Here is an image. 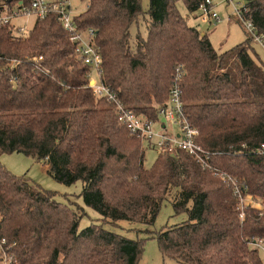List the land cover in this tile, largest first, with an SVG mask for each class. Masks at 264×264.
Masks as SVG:
<instances>
[{"label": "trees", "instance_id": "16d2710c", "mask_svg": "<svg viewBox=\"0 0 264 264\" xmlns=\"http://www.w3.org/2000/svg\"><path fill=\"white\" fill-rule=\"evenodd\" d=\"M81 1L74 20L94 30L102 82L125 106L155 118L182 65L183 110L211 168L183 151L157 153L146 167V145L92 93L90 68L55 14L23 33L0 26V155L31 156L60 183L82 182L84 205L102 220L79 228L74 207L0 162V243L9 264H139L146 238L103 222L152 225L174 189L173 209L187 218L151 234L162 255L184 264H261L249 243L264 238V64L251 37L218 52L177 0H148L146 9L141 0ZM202 1L183 0L190 13ZM246 5L244 17L264 36V0ZM143 18L145 35L131 43V26ZM222 176L236 181L242 201Z\"/></svg>", "mask_w": 264, "mask_h": 264}, {"label": "built area", "instance_id": "2783aa9c", "mask_svg": "<svg viewBox=\"0 0 264 264\" xmlns=\"http://www.w3.org/2000/svg\"><path fill=\"white\" fill-rule=\"evenodd\" d=\"M224 1L231 6L233 15L241 22L252 41L254 40L264 46V36L258 34L252 22L244 17V14L248 11L247 0ZM48 13H53L57 16L62 28L69 34L70 39L75 44L77 56L90 68L87 74V83L92 93L96 97H105L109 101L121 124L125 125L132 134L139 136L147 147L155 149L157 153L174 154L177 151H183L203 166L211 168L209 154L195 140L197 131L183 110L180 87V78L183 74L181 64H178L175 68L167 102L158 106L156 117L151 118L125 106L118 98L116 92L102 82L99 71L102 58L98 48L94 45V30L78 27L68 0H17L14 5L0 2V26H12L17 33H23L24 28L20 26L14 27L11 20L21 16H34L35 19L43 18ZM196 13L195 17L200 22L210 25H215L221 20L212 0H203ZM41 58L42 56H38L35 57V60H40ZM259 150L264 152V143H261ZM222 179L229 182L234 189V195H238V198L242 201L244 198H242L241 194H237L241 191L236 181L231 177L225 178V176H222ZM249 246L254 249L261 248L264 250V238H257L251 241ZM7 258L5 264L10 263L11 258Z\"/></svg>", "mask_w": 264, "mask_h": 264}, {"label": "rangeland", "instance_id": "374dc122", "mask_svg": "<svg viewBox=\"0 0 264 264\" xmlns=\"http://www.w3.org/2000/svg\"><path fill=\"white\" fill-rule=\"evenodd\" d=\"M71 11L74 15L81 13L85 7L86 2L81 0H68ZM216 12L220 16V21L215 25L200 22L195 15L196 12L190 13L183 0L176 1V9L181 16L185 18L188 25L195 26L201 32L208 35L212 46L216 51L221 52L227 50L234 45L242 42L246 38L247 31L233 15L231 6L224 0H212ZM143 9H146L148 0H141ZM34 16H21L11 20L14 27H23L26 32L32 27L35 22ZM131 43L135 41V35L139 31L145 35V19H139L138 24L134 23L131 26ZM201 32V33H202ZM254 52L258 55L257 60L264 64V46L256 41H252ZM254 55V53L252 52ZM95 76V75H93ZM157 152L151 147L145 148V166H150ZM0 162L3 166L15 175H25L32 183L37 184L39 187L50 190L56 194V199L70 204L77 211V214H82L79 220V228L88 226L90 223L101 222V215H99L92 208L84 205L81 196L79 195L82 190V182L76 181L70 185H66L57 181L49 172V167L44 161H39L31 156L21 153H4L0 155ZM177 193L174 189L168 199L164 200L159 213L152 225L147 226L144 223H139L130 220H117L103 222L106 229L122 234L128 238H146L144 241V249L139 259V264H184L180 260L164 256L161 254L157 241L151 238V234L160 230L164 226L178 224L184 221L187 216L185 212L176 213L173 209L172 202ZM156 233V232H155ZM4 241L0 243V256L2 260L0 264H5L7 254L2 249ZM261 258V264H264V250L258 249Z\"/></svg>", "mask_w": 264, "mask_h": 264}, {"label": "water", "instance_id": "95a60500", "mask_svg": "<svg viewBox=\"0 0 264 264\" xmlns=\"http://www.w3.org/2000/svg\"><path fill=\"white\" fill-rule=\"evenodd\" d=\"M10 0H7V2H9Z\"/></svg>", "mask_w": 264, "mask_h": 264}, {"label": "crops", "instance_id": "0c3cea01", "mask_svg": "<svg viewBox=\"0 0 264 264\" xmlns=\"http://www.w3.org/2000/svg\"><path fill=\"white\" fill-rule=\"evenodd\" d=\"M202 32V31H201ZM202 33H204V32H202Z\"/></svg>", "mask_w": 264, "mask_h": 264}]
</instances>
